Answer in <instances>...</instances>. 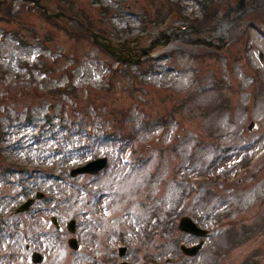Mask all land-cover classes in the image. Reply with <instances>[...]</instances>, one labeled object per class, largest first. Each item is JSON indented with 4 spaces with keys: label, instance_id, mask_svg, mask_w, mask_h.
Segmentation results:
<instances>
[{
    "label": "rangeland",
    "instance_id": "obj_1",
    "mask_svg": "<svg viewBox=\"0 0 264 264\" xmlns=\"http://www.w3.org/2000/svg\"><path fill=\"white\" fill-rule=\"evenodd\" d=\"M0 1L14 17L0 21V264H33L24 244L43 264H264V0H170L182 12L160 25L148 18L166 0H41L87 16L125 57L148 49L124 63L70 36L75 22ZM100 156L104 170L70 176ZM183 215L208 230L195 257L179 250L198 241ZM228 228L251 236L219 257Z\"/></svg>",
    "mask_w": 264,
    "mask_h": 264
},
{
    "label": "water",
    "instance_id": "obj_2",
    "mask_svg": "<svg viewBox=\"0 0 264 264\" xmlns=\"http://www.w3.org/2000/svg\"><path fill=\"white\" fill-rule=\"evenodd\" d=\"M33 2L36 3L38 6H40L38 0H33ZM40 7L44 10L45 13H47V9L45 7H43V6H40ZM47 16L48 17H50V16L58 17V16H64V14L63 13H55L53 15L47 14ZM68 18H70V17H68ZM79 24L81 26H83L81 23H79ZM84 29L86 32H88L91 35L94 43L98 44L100 47L105 49L111 55L115 56L118 60L126 61V59L123 56H121L117 53V51H119V50H118V48H116L113 45L112 41H110L109 39L105 38L104 36H102L100 34L92 32L87 27H84ZM127 60H130V59H127ZM252 128H256V125H255V123L250 122L249 123V129H252ZM105 165H106V158L105 157L98 158V159H95V160L88 162L87 164L83 165L82 167H77V168L71 170V175L73 176V175H76V174L82 173V172L96 173L101 168H103ZM40 196H42V195L39 194L38 197H40ZM32 202H33L32 199H28L26 202H24L17 209V211L19 212V211L26 210L30 206V204H32ZM51 221L58 229H60V226L58 225L57 219L55 217H51ZM178 227L182 231H185V232H188L191 234H195V235H198L201 237H203L207 233L206 230L197 227V225L191 220V218H189L187 216H183L179 219ZM67 228L69 231H73L74 230V221H70L67 224ZM204 243H205V241L201 240L193 246H189V247L187 246L186 247L185 245H181L180 248L187 255H195L198 252V250L204 246ZM68 245L70 247H72L73 249L79 248V245L77 244L76 240L73 238H70L68 240ZM26 248L29 249V247L27 245H26ZM31 259H32V262H34V263H42L45 260V258L37 252L32 253ZM123 264H126V263H123Z\"/></svg>",
    "mask_w": 264,
    "mask_h": 264
},
{
    "label": "trees",
    "instance_id": "obj_3",
    "mask_svg": "<svg viewBox=\"0 0 264 264\" xmlns=\"http://www.w3.org/2000/svg\"><path fill=\"white\" fill-rule=\"evenodd\" d=\"M69 3V5L68 6H71V3L69 2V1H67V4ZM43 4H44V2H43ZM161 6H164L165 7V10H164V13H163V15H161L162 13L160 12V10L157 8L156 9V13H155V15H154V17H149L148 18V21L150 22V23H154V24H157V25H160V24H163L164 22H165V18H166V16H168V15H171L172 13H174V7H178V3L177 2H171L170 0H166V1H163V2H161ZM67 7L66 6H64V7H58V10L59 11H63L64 13H66V14H69V15H72V16H74V17H76V18H78L79 20H81L87 27H90L91 29H93V30H95L96 31V29H95V27L92 25V23L89 21V19L87 18V16H85V19H80L79 17H77V16H75L76 14L75 13H73L72 11H71V9H66ZM37 11L39 12V14L42 16V17H44L43 16V13H42V11L41 10H38L37 9ZM176 13H181V11H180V9L178 8L177 9V12ZM214 14H215V11L211 8L210 10H208L206 13H205V19L206 20H208V21H212L213 19H214ZM14 17H13V15H12V12H11V7H10V5L9 4H3L2 6H0V20H4V21H6V22H10L12 19H13ZM47 22H49V23H51L52 25H55V23H54V20H48V19H45ZM75 25H76V32L75 31H73L72 33H68L70 36H75V38L76 39H78V38H84V39H89V35L87 34V33H85L84 31H83V29L82 28H80L76 23H74ZM129 75H130V78H132L133 79V77L134 78H136V76L134 75V74H132V73H129ZM133 76V77H132ZM133 80H135V79H133ZM71 88V90H73L74 88L73 87H70ZM56 93H65V92H67V90H66V88H64V89H60V90H56L55 91ZM117 133V132H116ZM98 134H99V132H98ZM108 135H112V136H115V135H113L112 133H110L109 131H106L105 130V132L103 133V135H102V138L104 137V139H106L107 137H108ZM117 135H119L118 133H117ZM86 136H87V140H88V142L89 141H91L92 139H91V137L93 138L95 135H92V134H90V133H87L86 134ZM120 136V135H119ZM95 138H97V136H95ZM172 226V225H171ZM173 227V226H172ZM232 233V239H234L235 241H229L228 242V246L227 247H232V246H234L236 243H238V242H241L243 239H240V237L238 236V235H236V234H234L233 232H230V231H228V235L227 236H229L230 234ZM232 244V245H231ZM226 247H223V248H221L222 250H224Z\"/></svg>",
    "mask_w": 264,
    "mask_h": 264
},
{
    "label": "bare ground",
    "instance_id": "obj_4",
    "mask_svg": "<svg viewBox=\"0 0 264 264\" xmlns=\"http://www.w3.org/2000/svg\"><path fill=\"white\" fill-rule=\"evenodd\" d=\"M222 31H221V27H220V29L216 32V34H219L220 36H221V33Z\"/></svg>",
    "mask_w": 264,
    "mask_h": 264
}]
</instances>
